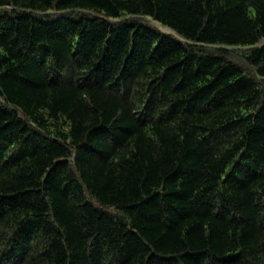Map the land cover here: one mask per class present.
Returning <instances> with one entry per match:
<instances>
[{"label":"trees","instance_id":"obj_1","mask_svg":"<svg viewBox=\"0 0 264 264\" xmlns=\"http://www.w3.org/2000/svg\"><path fill=\"white\" fill-rule=\"evenodd\" d=\"M0 264H264V0H0Z\"/></svg>","mask_w":264,"mask_h":264}]
</instances>
